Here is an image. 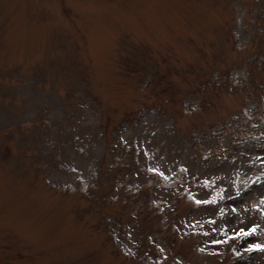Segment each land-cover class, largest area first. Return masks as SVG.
<instances>
[{"label":"rangeland","instance_id":"1","mask_svg":"<svg viewBox=\"0 0 264 264\" xmlns=\"http://www.w3.org/2000/svg\"><path fill=\"white\" fill-rule=\"evenodd\" d=\"M0 264H264V0H0Z\"/></svg>","mask_w":264,"mask_h":264},{"label":"snow or ice","instance_id":"2","mask_svg":"<svg viewBox=\"0 0 264 264\" xmlns=\"http://www.w3.org/2000/svg\"><path fill=\"white\" fill-rule=\"evenodd\" d=\"M197 203H200V201H197ZM205 203H207V201H205ZM250 231H255V229H252V230H250ZM241 233L243 234V235H248V234H250L249 232H244V230L243 229H241ZM239 235V234H238ZM221 241H213V243H220ZM255 247H260L259 245H256Z\"/></svg>","mask_w":264,"mask_h":264}]
</instances>
